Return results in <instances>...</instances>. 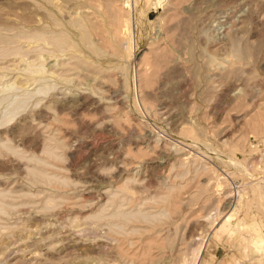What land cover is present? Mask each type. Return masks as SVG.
I'll return each instance as SVG.
<instances>
[{
  "label": "rangeland",
  "instance_id": "374dc122",
  "mask_svg": "<svg viewBox=\"0 0 264 264\" xmlns=\"http://www.w3.org/2000/svg\"><path fill=\"white\" fill-rule=\"evenodd\" d=\"M260 179L264 0H0V264H264Z\"/></svg>",
  "mask_w": 264,
  "mask_h": 264
},
{
  "label": "bare ground",
  "instance_id": "6f19581e",
  "mask_svg": "<svg viewBox=\"0 0 264 264\" xmlns=\"http://www.w3.org/2000/svg\"><path fill=\"white\" fill-rule=\"evenodd\" d=\"M81 20H83L84 21V19H76V20H74L75 21V23H78V24H81ZM90 21V20H89ZM79 26H81V25H79ZM57 37H60V36H57ZM56 37V38H57ZM81 37V36H80ZM83 37V36H82ZM85 37V36H84ZM38 38V37H37ZM52 38V37H51ZM86 39V38H85ZM82 40V39H81ZM66 38H63V37H60V38H57L56 39V43H54L55 45L57 44L58 46H63L64 44L66 45ZM66 50V49H65ZM57 62V61H56ZM36 71H37V69H36ZM34 72V71H33ZM257 183H259V185L260 184H264V179L263 180H261L260 179V181L259 182H257ZM239 193V192H238ZM234 209V208H233ZM119 214V213H118ZM254 244H255V247L257 248V249H259V250H262V251H264V241H256L255 240V242H254ZM200 249H201V247L198 249L197 248V251L199 250L200 251Z\"/></svg>",
  "mask_w": 264,
  "mask_h": 264
},
{
  "label": "crops",
  "instance_id": "0c3cea01",
  "mask_svg": "<svg viewBox=\"0 0 264 264\" xmlns=\"http://www.w3.org/2000/svg\"><path fill=\"white\" fill-rule=\"evenodd\" d=\"M259 232H260V234L263 232V234H264V228H263V231L260 229L259 230ZM257 241V240H256ZM261 242V241H260ZM255 249L257 250V251H260L259 249H257L256 247H255ZM217 251H218V249H217Z\"/></svg>",
  "mask_w": 264,
  "mask_h": 264
}]
</instances>
